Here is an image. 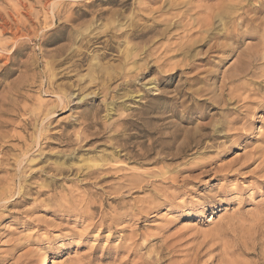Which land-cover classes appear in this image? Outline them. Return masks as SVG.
<instances>
[{
	"label": "rangeland",
	"instance_id": "rangeland-1",
	"mask_svg": "<svg viewBox=\"0 0 264 264\" xmlns=\"http://www.w3.org/2000/svg\"><path fill=\"white\" fill-rule=\"evenodd\" d=\"M263 1L0 0V264H264Z\"/></svg>",
	"mask_w": 264,
	"mask_h": 264
},
{
	"label": "bare ground",
	"instance_id": "bare-ground-1",
	"mask_svg": "<svg viewBox=\"0 0 264 264\" xmlns=\"http://www.w3.org/2000/svg\"><path fill=\"white\" fill-rule=\"evenodd\" d=\"M264 2V1H263ZM238 41V40H237ZM250 54H248V56H249ZM247 56V57H248ZM242 69V68H241ZM239 70V69H238ZM241 71V70H240ZM40 264H48V260H47V257H43L42 259H41V261H40Z\"/></svg>",
	"mask_w": 264,
	"mask_h": 264
}]
</instances>
